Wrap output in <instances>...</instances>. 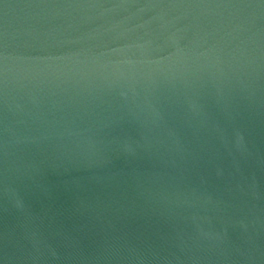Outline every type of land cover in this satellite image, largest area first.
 Here are the masks:
<instances>
[{
    "label": "water",
    "instance_id": "95a60500",
    "mask_svg": "<svg viewBox=\"0 0 264 264\" xmlns=\"http://www.w3.org/2000/svg\"><path fill=\"white\" fill-rule=\"evenodd\" d=\"M0 264H264V0H0Z\"/></svg>",
    "mask_w": 264,
    "mask_h": 264
}]
</instances>
